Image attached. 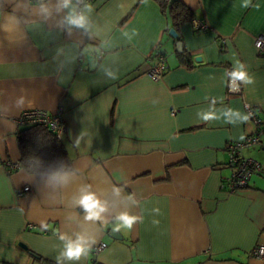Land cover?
<instances>
[{
	"label": "crops",
	"instance_id": "obj_1",
	"mask_svg": "<svg viewBox=\"0 0 264 264\" xmlns=\"http://www.w3.org/2000/svg\"><path fill=\"white\" fill-rule=\"evenodd\" d=\"M180 1L195 17L176 28L156 0H0V264H264L252 255L264 245V176L224 189L228 145L257 131L248 110L264 122V0ZM157 49L168 69L154 81ZM237 72L242 94L230 95ZM27 110L62 111L70 171L20 168ZM243 154L264 163L258 146ZM88 194L99 219H86ZM122 213L137 217L130 229ZM77 242L84 252L67 257Z\"/></svg>",
	"mask_w": 264,
	"mask_h": 264
},
{
	"label": "built area",
	"instance_id": "obj_2",
	"mask_svg": "<svg viewBox=\"0 0 264 264\" xmlns=\"http://www.w3.org/2000/svg\"><path fill=\"white\" fill-rule=\"evenodd\" d=\"M87 0H75V3L81 7ZM195 28L199 31L206 30L207 26L204 23H195ZM255 47L260 56H264V36L258 37L255 41ZM153 67L150 69L148 75L154 81L161 80L167 69V62L165 54L157 49L152 55ZM228 94L241 95V81L230 77L228 81ZM248 117L257 126V131L248 136L243 142L231 143L227 150L230 155L229 164L232 168V175L225 181L224 189L230 193L247 188L254 175L264 176V163L252 158L244 156L243 151L246 148L258 146L264 150V122L257 115L254 109L248 110ZM17 124L21 128L33 127L35 125H43L49 128L57 137L62 138L66 129V124L63 119L62 111L56 114H50L43 110H27L23 112L17 120ZM8 164V163H7ZM11 169L15 166L8 164ZM24 192H29V188H25ZM107 245L102 244L96 247L95 252L99 253L106 249ZM252 255L256 258L264 259V245L257 246Z\"/></svg>",
	"mask_w": 264,
	"mask_h": 264
},
{
	"label": "trees",
	"instance_id": "obj_3",
	"mask_svg": "<svg viewBox=\"0 0 264 264\" xmlns=\"http://www.w3.org/2000/svg\"><path fill=\"white\" fill-rule=\"evenodd\" d=\"M162 11L170 16L175 27L194 20V12L180 0H156ZM177 31V30H176ZM180 36L175 40H179ZM182 62L189 64L190 56L182 54ZM20 168L30 174H59L72 169V158L63 138L57 137L43 125L25 127L18 133Z\"/></svg>",
	"mask_w": 264,
	"mask_h": 264
},
{
	"label": "clouds",
	"instance_id": "obj_4",
	"mask_svg": "<svg viewBox=\"0 0 264 264\" xmlns=\"http://www.w3.org/2000/svg\"><path fill=\"white\" fill-rule=\"evenodd\" d=\"M71 4V0H64V7H69ZM89 10H91V5L87 6ZM14 18V17H13ZM67 20L70 24L76 25L77 27H84L86 24V17L83 14H72L70 13L67 17ZM6 32L9 31L7 27L4 29ZM234 79L245 80L246 73L244 72H237L233 73ZM85 212L87 213L86 219H99V213L104 209L100 206L99 201L95 198L94 194H88L82 197L80 200ZM118 219L122 222L123 226L128 227L129 229L131 226L136 222L137 217L129 216L127 213H122ZM119 227L114 229V231H119ZM84 252L83 246L77 242L75 244H69L65 255L69 258H79L80 255Z\"/></svg>",
	"mask_w": 264,
	"mask_h": 264
},
{
	"label": "water",
	"instance_id": "obj_5",
	"mask_svg": "<svg viewBox=\"0 0 264 264\" xmlns=\"http://www.w3.org/2000/svg\"><path fill=\"white\" fill-rule=\"evenodd\" d=\"M170 36H172L174 39H177L178 38V32L176 31V29H171L170 30ZM182 50H183V45H182V43L181 42H179L178 44H177V52L178 53H181L182 52ZM197 61H200L201 59L200 58H197L196 59ZM113 238H115V239H121V237L119 236V235H117V234H112L111 235ZM24 249H26V246L25 245H21Z\"/></svg>",
	"mask_w": 264,
	"mask_h": 264
}]
</instances>
